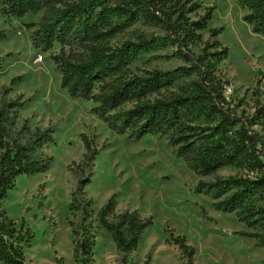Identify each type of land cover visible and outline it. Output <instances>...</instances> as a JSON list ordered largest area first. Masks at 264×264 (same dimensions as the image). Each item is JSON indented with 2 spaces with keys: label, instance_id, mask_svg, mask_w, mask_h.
Masks as SVG:
<instances>
[{
  "label": "trees",
  "instance_id": "trees-1",
  "mask_svg": "<svg viewBox=\"0 0 264 264\" xmlns=\"http://www.w3.org/2000/svg\"><path fill=\"white\" fill-rule=\"evenodd\" d=\"M235 1L247 11L244 21L253 33L264 38V0ZM201 8L199 0H4L0 18L42 13L31 44L43 53L55 44L61 46L60 53L51 56L61 75V89L93 103L92 113L118 135L135 141L146 135L165 138L176 157L202 178L196 191L211 197L217 211L234 214L253 231L241 235L256 239L257 246L264 248V136L255 129L264 123V104L254 98V112L248 114L239 112L242 101L235 104L226 97L229 81L218 70L229 56V48L218 40L225 28L209 26L215 7L199 14ZM133 27L140 31L135 39L111 45ZM202 32L209 39L204 41ZM7 39L0 29V41ZM11 56L0 57V70ZM173 59L180 64H169ZM157 62L167 65L143 69ZM20 79L14 78L4 92L9 93ZM25 105L23 95H18L0 108V261L4 264H27L22 245L30 246L33 239L30 229L7 216L4 199L17 177L45 173L53 161L44 150L53 140V129L30 128L29 119L20 117ZM81 139L86 152L77 164L79 187L71 211L82 209L80 197L90 183L86 169L98 155L92 139L85 134ZM225 168L239 173L222 177L218 172ZM82 210L89 218V212ZM114 211L115 196L98 217L118 251L126 255L137 249L153 220L137 210L109 220ZM69 225L76 237L75 264H95V235L86 229L79 232L73 221ZM171 243L179 248L184 264H195L194 248L185 237L171 234Z\"/></svg>",
  "mask_w": 264,
  "mask_h": 264
},
{
  "label": "rangeland",
  "instance_id": "rangeland-1",
  "mask_svg": "<svg viewBox=\"0 0 264 264\" xmlns=\"http://www.w3.org/2000/svg\"><path fill=\"white\" fill-rule=\"evenodd\" d=\"M199 1V14L208 7L216 8L209 26L225 28L218 37L229 48V56L218 66L219 74L229 81L225 95L235 104L242 101L239 112L253 114L254 98L264 104V38L253 33L244 21L247 11L235 0ZM42 16L31 13L22 18H0V29L8 37L0 41V57L12 54L0 70V108L23 95L26 105L20 117L29 119L32 129H53V140L44 148L53 158L49 170L17 177L2 204L10 219L18 226L24 224L33 234L30 246L22 245L26 263L75 264L76 237L69 225L73 221L79 232L86 229L95 235V264H184L179 248L171 243V234L186 238L194 248L195 264H264V248L257 246L256 239L241 235L253 231L234 214L217 211L211 197L196 191L202 178L176 157L165 138L146 135L135 141L118 135L92 113L93 103L72 98L61 89V75L51 59L60 53L61 46L55 44L52 51L43 53L31 44V34L39 28ZM138 28L121 34L111 45L135 39L140 34ZM201 34L204 41L209 39L207 32ZM169 64L180 63L173 59ZM165 65L157 62L143 69ZM18 77L22 79L5 93L4 87ZM255 91L258 96H254ZM255 129L264 136V123ZM82 134L94 141L98 151L86 169L90 183L80 197L82 209L90 214L87 219L82 209L70 210L79 187L77 164L86 152ZM238 173L234 168L218 172L222 177ZM113 196L115 211L109 220L135 210L153 220L137 249L126 255L118 251L98 217Z\"/></svg>",
  "mask_w": 264,
  "mask_h": 264
},
{
  "label": "built area",
  "instance_id": "built-area-1",
  "mask_svg": "<svg viewBox=\"0 0 264 264\" xmlns=\"http://www.w3.org/2000/svg\"><path fill=\"white\" fill-rule=\"evenodd\" d=\"M42 59V58H41Z\"/></svg>",
  "mask_w": 264,
  "mask_h": 264
}]
</instances>
